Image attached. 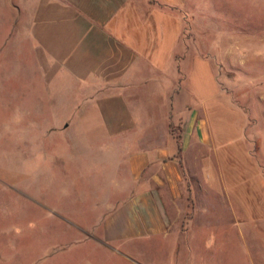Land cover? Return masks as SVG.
<instances>
[{
    "label": "crops",
    "instance_id": "1",
    "mask_svg": "<svg viewBox=\"0 0 264 264\" xmlns=\"http://www.w3.org/2000/svg\"><path fill=\"white\" fill-rule=\"evenodd\" d=\"M31 2L14 4L23 11L14 23L30 43V70L54 93L45 97L58 107L50 130L76 144L103 140L114 200L88 227L106 244L168 235L170 202L190 194L189 155L204 160L222 144L211 119L225 97L217 55L196 44L254 41L264 0Z\"/></svg>",
    "mask_w": 264,
    "mask_h": 264
},
{
    "label": "rangeland",
    "instance_id": "2",
    "mask_svg": "<svg viewBox=\"0 0 264 264\" xmlns=\"http://www.w3.org/2000/svg\"><path fill=\"white\" fill-rule=\"evenodd\" d=\"M20 1L0 0V264H264V16L256 7L253 29L263 34L254 41L196 44L217 55L225 97L211 119L222 144L204 160L189 155L190 194L170 202V233L106 244L88 227L114 200L103 140L76 144L69 131L50 130L56 108L45 97L54 93L30 70V43L14 23Z\"/></svg>",
    "mask_w": 264,
    "mask_h": 264
}]
</instances>
